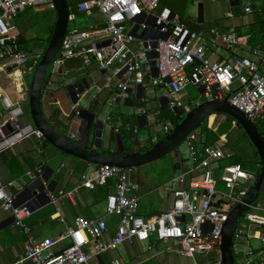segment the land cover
<instances>
[{"label": "built area", "instance_id": "1", "mask_svg": "<svg viewBox=\"0 0 264 264\" xmlns=\"http://www.w3.org/2000/svg\"><path fill=\"white\" fill-rule=\"evenodd\" d=\"M68 1L70 22L83 15L91 17L94 24L86 29L70 30L58 66L69 59H78L86 67L96 64L101 71L110 74L106 87L113 79L119 81L117 97L121 100L127 96L130 83L144 86L148 82L153 88L165 91L168 107L178 113L184 108L181 93L192 85L202 89L204 101L228 99L253 123L264 120V50L252 48L250 56L225 61H214L210 55L211 48L222 47L231 53L244 44L234 27L228 32L215 28L209 33L193 30L178 14L161 7L160 0ZM191 1L198 8L206 1L221 0ZM223 1L233 4L238 0ZM45 5L55 9L51 0H0V62L4 61L7 68L26 69L30 59H34L33 69L39 64L41 55L29 58L28 52L21 51L13 30L22 14ZM244 10L252 14V4L248 3ZM0 109V155L27 139L44 142L42 133L32 123L24 122L26 113L21 95L15 102L0 96ZM160 124L166 136L175 129L169 122ZM185 143L195 176L188 188L182 187L183 175L167 183L166 188L173 198L172 207L153 218L139 214L141 185L131 178L132 170L94 166L82 175L79 188L91 191L116 180L114 192L106 201V213L118 217L119 223L109 242L104 241L109 232L105 218L82 216L74 219L63 236L38 239L28 222L33 214L30 203L18 204L8 191L12 183L4 184L0 178V211L11 214L14 228L25 236L22 261L98 264L102 252L126 242L145 243L155 236L158 241L171 243V252L193 260L215 252L218 259L214 264H222L224 224L233 209L248 199L258 176L245 171L241 165H230L223 169L220 179H216L213 166L227 156L223 145H206L199 130ZM44 173L43 167L37 168V172L29 174L31 181L39 180ZM219 184L223 185V191L218 189ZM16 189L21 192V188ZM46 193L51 203L59 206L73 196L74 191L60 190L52 194L46 189ZM59 218L65 223L64 218ZM261 228H264L263 203L237 228L235 253L241 252L243 243L258 235L261 237L258 232ZM91 243H95V252L88 251ZM246 264H252L251 258H247Z\"/></svg>", "mask_w": 264, "mask_h": 264}, {"label": "crops", "instance_id": "2", "mask_svg": "<svg viewBox=\"0 0 264 264\" xmlns=\"http://www.w3.org/2000/svg\"><path fill=\"white\" fill-rule=\"evenodd\" d=\"M261 1L259 7L249 0L246 2L238 0L233 4L223 0L215 3L207 2V7L203 3L201 7L196 9L195 20L186 21L180 18L187 25L190 23L194 27L191 28L188 25L191 29L204 30L207 33L214 28L220 32H228L231 28H235L237 35L242 38L244 44L231 53L222 47L219 50L211 48L212 60L225 61L231 57L250 56L252 48L264 50V32L259 34V39H251L255 35L254 32L258 31L257 24L264 28L262 24V21L264 22V0ZM248 3L252 4V14L245 13L244 8ZM49 10L52 9L47 6L33 9L34 16L31 18L29 16L26 25H20V22L16 20L13 34L18 38L19 49L27 52L42 51L46 48L52 22H46L43 27L44 39L32 37L30 31L33 28L34 18ZM229 13H232L233 16L228 17ZM29 39L37 40L39 45L34 49L30 48L27 46ZM33 71L31 66L26 69L9 71L6 63L0 62V96H6L15 102L21 95L23 108L28 119L26 109L29 112V82ZM109 76L108 72L101 71L96 64L86 67L78 59H69L60 64L51 76L50 85L45 88L42 97V106L46 108L43 110L51 124H56L59 113L67 117L75 114L74 120L69 124L68 136L77 140L80 138L82 119L91 120L94 114L103 123L100 146L102 149L113 153L119 152L120 139L127 153L143 151L163 139L166 135L160 130V123L163 122L161 117L164 111L170 109L167 102L162 101L163 97H166L165 91L160 88H153L146 82L144 86H141L143 90L140 93L135 91L140 86L130 83L127 96L121 100L117 97L119 92L117 79H113L110 85L106 87ZM72 82L81 83L78 86L80 95L75 103L67 96V87ZM191 86H188L187 89ZM197 89L203 95L202 89ZM68 102L73 105L71 113L66 112ZM202 102H204L203 97L193 102L194 107ZM181 103L186 115L188 109L191 110L192 108L188 104H184L183 101ZM1 117L2 111L0 109V120ZM222 120H226L225 117L214 115L205 126L212 129L214 125H221ZM65 123L68 124V121ZM260 123H264V120L258 124ZM171 124L173 125V122ZM203 126L198 130L203 134L205 141L206 135ZM122 127L133 135V138L126 140L125 143L119 134V129ZM262 135L264 136V132ZM228 142L229 135H223L221 144L226 146ZM227 152L232 154L231 151ZM227 152L225 151V153ZM220 161L213 166L216 179H219L215 172L219 168ZM40 164L43 166L44 176L33 182L29 174ZM85 166L81 160L65 156L52 146L51 148L47 145L43 146L35 139L24 140L16 147L0 155V178L4 184L12 183V186L8 187V191L16 197L18 204L30 203L33 214L28 222L38 239L63 236L78 216L87 219L105 218L109 232L104 236V241L109 242L115 236L119 218L107 215L106 201L108 196L114 192L116 180H112L108 185L93 191L79 188L81 170L85 169ZM87 166V171L94 167L91 164ZM174 169V176L163 179L148 176L145 171L140 170L131 173L133 181L141 185L139 207L141 216L153 218L159 216L156 213L161 212L163 214L172 207L173 198L171 191L166 188V184L173 178L183 175L182 187H189L195 176L189 161V151L185 160L175 162ZM220 185L222 184H219L218 189L223 191L224 187L220 188ZM16 188H21V192H18ZM46 189L52 194H57L60 190H73L74 194L56 206L51 203ZM60 216L64 218L65 223L60 221ZM13 222L11 214L0 211V264H34L31 261H22L25 236L14 228ZM259 231L264 233V228L259 229ZM261 237L258 235V238L242 244L241 252L236 254L237 264H246L247 258H251L252 264H264V241ZM171 247V243L158 241L155 236H151L145 243L126 242L115 249L102 252L98 256V264H114L115 262L119 264H214L218 259L217 253L213 252L207 256H197L193 260L176 252H171ZM88 251L95 252V243L89 245Z\"/></svg>", "mask_w": 264, "mask_h": 264}, {"label": "water", "instance_id": "3", "mask_svg": "<svg viewBox=\"0 0 264 264\" xmlns=\"http://www.w3.org/2000/svg\"><path fill=\"white\" fill-rule=\"evenodd\" d=\"M51 1L55 6L54 11H56V22L51 41L42 51L28 52L29 58L41 55L29 85V111L32 124L42 133L44 140L61 153L94 166L135 170L175 152L192 133L207 124L212 116L221 114L232 118L245 131L250 143L256 149L262 165L258 182L248 199L233 209L223 227L222 264H237L234 250L236 230L247 215L264 201V136L261 129L228 99L223 101L215 99L197 104L187 112L171 134L143 151L127 153L121 139L118 153L102 149L100 138L103 134V123L94 114L91 120L82 119L79 139L74 140L70 136L63 135L47 119L42 106V96L51 76L58 67L65 40L70 32V3L68 0ZM18 69V66H14L10 67L9 71ZM80 84L72 82L67 87V96L73 103L80 95L78 87ZM142 90L140 86L135 91L141 93ZM162 101L166 103V97H163ZM156 214L161 215L162 213Z\"/></svg>", "mask_w": 264, "mask_h": 264}, {"label": "rangeland", "instance_id": "4", "mask_svg": "<svg viewBox=\"0 0 264 264\" xmlns=\"http://www.w3.org/2000/svg\"><path fill=\"white\" fill-rule=\"evenodd\" d=\"M246 1L248 0H244V2ZM249 1H251L252 3H255L257 7H259L262 3L261 0H249ZM164 2L167 6L174 8L175 12L182 19L186 21L195 20L197 8L192 4L191 0H165ZM204 3L206 5L207 1ZM29 16L30 18L34 16L33 9H29L25 14H22L17 19L20 22V25H26ZM52 19H56V11L54 10H49L43 15H38V17L36 16L34 18L33 28L30 31L31 36L34 38L44 39L45 33L43 30L44 29L43 27L46 24V20L52 21ZM93 24H94V20L91 17L81 15L77 17L75 21L70 22L69 28L70 30L85 29ZM259 36L260 35H258V38ZM38 45H39V42L37 40L29 39L27 46L34 49ZM31 78H30V82H31ZM202 97H203L202 93L197 88L191 86L187 90H185L183 93H181V102L183 101L184 104H188L189 106H191V108H193L194 107L193 102L198 101L199 98H202ZM67 104L68 105L66 106V112L71 113L73 110V105L71 102L70 103L68 102ZM45 109L46 108H44V110ZM26 111H28V109H26ZM174 115H175V112L173 110L167 109L166 111L163 112L161 120L169 121V123H172L174 120ZM26 121L32 123V120L28 119L27 116L25 115L24 122ZM236 125H237L236 122H232L231 120L226 119V120H222V124L217 125L216 128L221 130L222 132H225L226 134L230 136L229 141L233 144L236 150H238L239 152H243L245 154H251L253 152L252 146L249 144L247 139L243 136V132ZM258 125L261 128V131L264 132V124L260 123ZM47 147L51 148L50 145H47ZM187 153H188V150H187L186 143H183L172 154H169L155 162L149 163L135 170L145 171L148 176L158 177L160 179H163L165 177L174 176L175 162H178V161L182 162L183 160H185L187 158ZM135 170H132L131 173L133 174V171ZM219 173L220 171L216 170L215 175ZM222 186L223 185H220V188H222ZM68 243L69 242L66 241L65 244L67 245Z\"/></svg>", "mask_w": 264, "mask_h": 264}, {"label": "trees", "instance_id": "5", "mask_svg": "<svg viewBox=\"0 0 264 264\" xmlns=\"http://www.w3.org/2000/svg\"><path fill=\"white\" fill-rule=\"evenodd\" d=\"M164 1L165 0H160V5L161 6H164V7H167V8H170L173 12H175L174 8H171V7L167 6ZM48 21L49 20H46V22H48ZM51 22H52V25H51L50 34L48 35L47 46L49 45V43L51 41L52 34H53V30H54V27H55L56 19H52ZM262 24L264 25V22L263 21H262ZM188 25L191 28H194L190 23H188ZM256 28H257L258 31H255L254 32L255 35L253 34L254 36L251 37L252 40L254 38L255 39H259L258 38V35L260 33H263L264 32V28H261L260 25L257 24L256 25ZM27 52H30V51H27ZM33 62H34V59H30L28 65L26 66V68H28V66H31ZM32 74H33V72H32ZM27 115L29 116V119H31V116H30V114H29L28 111H27ZM182 115L185 116L184 108H181L180 111L174 115V120H173L174 127H176L181 122V120L184 117V116L182 117ZM217 116L225 117V119H228V120H231L232 122H234V120L232 118L228 117V116H224V115H221V114H218ZM58 117H59V119L56 120V124L55 125H52V126L55 129H57L60 133H62L63 135L68 136L69 124H70V122H72L74 120L75 114H72L71 116L67 117V116H62L59 113L58 114ZM66 121H68V124L65 123ZM237 127L243 132V136L247 139V141L249 142V144L252 146L253 152L251 154H245L243 152H239L238 150H236L234 148L233 144L230 141L228 142V144L226 146L223 145L225 151L226 152L227 151H231L232 154H230L229 152H227L226 153V155H227L226 158L220 161L219 166H218L219 167L218 170L220 171V173L217 174L219 176V179L221 177V173H222L223 169L225 167H227V166H230V165H241L245 171H247L249 173H252V174H255L258 177L261 174V171H262L261 161H260V158H259V156L257 154L256 149L250 143V141H249V139H248L245 131L242 129V127L239 126L238 124H237ZM203 130H204L205 135H206V140L204 141V143L206 145H213V144H216V143H221V137L226 134L225 132H222L221 130L217 129L215 125H214V127L212 129H210V128H208V126H205L204 125L203 126ZM119 134H120V136H121V138H122V140H123L124 143L126 142V140L133 138V135L131 134V132H129V131L127 132L126 129H123V127L119 129ZM165 137L163 139H165ZM41 144L43 146L49 145L45 140ZM64 155L65 156H68L66 154H64ZM229 155H231V156H229ZM82 163L84 165H86V166H85V169L81 170V177H82L83 174H85L87 172V168H88V166H87L88 163L87 162L82 161ZM40 167H43V166L41 164L39 166H36L33 169L32 172L33 173L34 172H37V168H40ZM259 233H260V235L264 236V233H262V231H259ZM263 250H264V248H263Z\"/></svg>", "mask_w": 264, "mask_h": 264}, {"label": "clouds", "instance_id": "6", "mask_svg": "<svg viewBox=\"0 0 264 264\" xmlns=\"http://www.w3.org/2000/svg\"><path fill=\"white\" fill-rule=\"evenodd\" d=\"M174 131V130H173Z\"/></svg>", "mask_w": 264, "mask_h": 264}]
</instances>
